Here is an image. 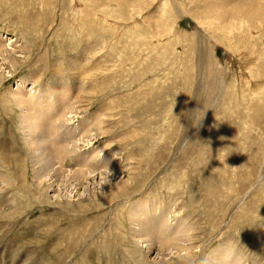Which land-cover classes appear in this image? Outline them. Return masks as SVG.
I'll list each match as a JSON object with an SVG mask.
<instances>
[{
    "label": "rangeland",
    "instance_id": "1",
    "mask_svg": "<svg viewBox=\"0 0 264 264\" xmlns=\"http://www.w3.org/2000/svg\"><path fill=\"white\" fill-rule=\"evenodd\" d=\"M208 1L0 0V154L14 151L23 160L17 172H14L16 165L9 166L10 169L0 166L7 174L2 169L0 172L10 183L6 187L0 182V205H4L11 192L15 205H20L19 210L14 205L1 208L4 217L0 218V264L86 263L88 257L81 249L87 245L96 252L90 256L91 264H138L135 259L123 256L120 244L124 239L111 236L113 229L108 224L124 208L120 215L124 227L121 232L127 239L131 207L142 195L147 197L148 206L152 200L158 201L155 216L168 208L165 215L170 224L182 218L189 224V234L199 239L190 247L200 256L193 264H205L210 251L222 241L221 244L237 249L238 257L243 256L239 264H264V142L259 141L264 138V107L261 113L249 110V104L253 103L247 94L248 88L251 98H258L254 97L255 83L249 82L253 80L261 81L260 95H264V0ZM232 9L238 11L235 16ZM101 13L107 19L105 22L98 18ZM218 15L225 25H235L239 34L245 35L247 31L239 41L243 45L234 37L208 32L207 24L218 20ZM231 38L237 48H229ZM199 48H206L202 60L215 76L202 71L199 74ZM243 49H246L243 56L253 61L245 71L239 60ZM31 72L34 80L22 85V79ZM65 86L70 88L67 92H71L69 98L73 100L63 96L60 89ZM44 89H55L60 95L56 98L57 92L50 93L51 98L47 99ZM19 95L26 97L28 106L36 113L52 101L49 107L57 110L49 116L54 113L63 116L60 119L65 118L63 124L68 127H75L89 117V128L99 135L91 132L90 141L79 144V154L93 149L101 156L112 150L121 169H116L117 174L110 182L99 176L87 180L84 187H88L89 193H84L82 200H77L80 197L76 196V187L68 181L65 186L56 185L60 205L54 203L56 198L47 199L51 194L46 190L43 193L39 181L33 179L31 151H27L29 146L23 142L27 136L20 127L21 110L12 104V97ZM29 96L37 98L41 105L31 106L29 101L32 103L33 98L29 100ZM68 101L72 113H65L66 107L61 105ZM262 103L264 106V100ZM45 129L49 144H53L55 140L47 132L51 129L49 126ZM222 149L231 153L225 163L236 167L234 170L220 164L224 159ZM65 163L67 169L74 167L69 161ZM164 179L173 183L170 189L174 192L164 185ZM117 187L131 197L119 200L121 206L118 203L110 206L107 194ZM134 188L139 192L129 193ZM40 227L50 228L40 230ZM88 227L93 229L80 246L66 245L68 238L79 241L82 234L78 230ZM90 242L97 246L90 247ZM129 246H133L131 240ZM140 247L134 249L138 252ZM158 249L161 246L156 243L150 261L158 256ZM187 251L177 255L174 251L167 252L163 264H180L184 259L177 256L185 257Z\"/></svg>",
    "mask_w": 264,
    "mask_h": 264
},
{
    "label": "bare ground",
    "instance_id": "2",
    "mask_svg": "<svg viewBox=\"0 0 264 264\" xmlns=\"http://www.w3.org/2000/svg\"><path fill=\"white\" fill-rule=\"evenodd\" d=\"M48 1V0H47ZM203 2L204 1H208V0H202ZM209 2V1H208ZM217 3V2H216ZM138 5V4H137ZM215 8V7H214ZM237 8H238V6H237ZM241 7H239L238 8V10H240L241 11V9H240ZM247 8V7H246ZM217 10H218V8H217ZM233 10V9H232ZM83 11V10H82ZM175 11V10H174ZM216 11V10H215ZM177 12V11H176ZM209 12V11H208ZM238 11L237 10H233L232 11V13H233V15L235 16L236 14H234V13H237ZM83 13V12H82ZM84 13H86V11L84 12ZM85 15V14H84ZM217 15V14H216ZM231 15V14H230ZM254 15V14H253ZM85 16H87V15H85ZM250 16H252V15H250ZM263 16V15H262ZM176 17V16H175ZM214 17V16H213ZM212 17V18H213ZM231 17H232V15H231ZM238 17V16H237ZM253 17V16H252ZM98 18H99V20H101L102 22H105L107 19L105 18V16H104V14L103 13H101V15H98ZM216 18V17H215ZM221 18V17H220ZM220 18H219V15H218V20L216 19V21H213L212 20V22L211 23H208L207 24V27H208V32H211L210 30H212V31H215V32H217V35L219 34V35H221V36H223V35H225V36H231L232 38L234 37L235 39V41L236 42H239V41H241V38L243 39L244 38V36L246 35V33H247V31H246V33H245V35L244 34H242L241 32H240V34H239V29H235V25H233L232 24V26H230V25H225L224 24V20H223V22L220 20ZM223 18V17H222ZM82 19V18H81ZM228 19V18H227ZM262 19V18H261ZM232 20V19H231ZM235 20V19H234ZM255 20V19H254ZM78 21V20H77ZM230 21V20H229ZM228 21V22H229ZM85 22V21H84ZM226 22V21H225ZM231 22V21H230ZM229 22V23H230ZM238 22V21H237ZM80 22L78 21V24H79ZM87 23V22H86ZM92 23V22H91ZM202 23V22H201ZM229 23H227V24H229ZM232 23V22H231ZM233 23H235L234 21H233ZM239 23V22H238ZM81 24V23H80ZM96 24V23H95ZM98 24V23H97ZM245 24V25H244ZM243 25L244 26H246V23H244ZM257 24V23H256ZM83 25V24H82ZM125 26L126 25H129V24H124ZM204 25V24H203ZM236 25H239V24H236ZM242 25V24H241ZM242 25V26H243ZM247 25H249L248 23H247ZM76 26V25H75ZM80 26V25H79ZM101 26H102V24H101ZM100 26V27H101ZM84 27V26H83ZM206 27V28H207ZM216 27V28H215ZM238 27V26H237ZM77 28V27H76ZM240 28V30H242L241 29V27H239ZM247 28H248V26H247ZM207 30V29H206ZM249 30H251V29H249ZM81 31V30H80ZM253 31V30H252ZM214 32V33H215ZM213 33V34H214ZM260 33V32H259ZM232 34V35H231ZM240 35V36H239ZM257 35V34H256ZM250 36H251V34H250ZM220 37V36H219ZM237 37V38H236ZM64 38H66V37H64ZM226 38V37H225ZM231 38V39H232ZM87 39V38H86ZM220 39H223V38H220ZM228 39V38H227ZM248 39V38H247ZM247 39H245V40H247ZM88 40V39H87ZM234 40L232 39V41H228V46H229V48H232L236 43L234 42ZM65 41V40H64ZM225 41V40H224ZM223 41V42H224ZM243 41V40H242ZM248 42V41H247ZM250 42V41H249ZM249 42H248V44H249ZM224 43H226V41L224 42ZM235 43V44H234ZM240 43V42H239ZM243 43V42H242ZM242 43H240V45L242 44ZM257 43V42H256ZM247 44V45H248ZM0 45H2V42H1V40H0ZM226 44H224V46H225ZM243 45V44H242ZM227 46V45H226ZM227 46V47H228ZM238 46V45H237ZM237 46H234V47H236L237 48ZM246 46V45H245ZM227 47L225 48V49H227ZM239 47H241V46H239ZM247 48L249 47V46H246ZM251 47V46H250ZM77 49H78V47H77ZM240 49V48H239ZM238 49V50H239ZM1 50V49H0ZM205 50H206V48H205ZM205 50L204 49H201V48H199V51H198V58H200V61H199V74H200V72L202 71V72H207L208 73V75L210 76V77H212V76H215L213 73L214 72H211V73H209V67H206L205 65H204V62H203V56H204V54L206 55V53H205ZM246 49H243V52H241V58H239V60H240V62H241V64H242V66H243V68H244V70L243 71H245V70H248V65L250 66L251 64H252V62L253 61H251V59H248L249 57H244L243 55L244 54H246V53H244V51H245ZM249 50V49H248ZM264 50V49H263ZM81 51H83V48H82V50ZM80 51V52H81ZM87 51H88V49H87ZM207 51V50H206ZM240 51H241V49H240ZM86 52V51H85ZM229 52H231V51H229ZM238 52V51H237ZM250 52H251V49H250ZM87 53V52H86ZM248 53H249V51H248ZM83 54H85L84 52H83ZM81 55H82V53H81ZM238 55H239V53H238ZM237 56V55H236ZM240 56V55H239ZM238 56V57H239ZM70 57V56H69ZM237 57V58H238ZM206 58V57H205ZM209 58V57H208ZM238 60V59H237ZM236 60V61H237ZM238 60V61H239ZM255 60V59H254ZM207 61H208V59H207ZM237 61V62H238ZM18 63V62H17ZM12 64H16V62H13ZM24 64V63H23ZM211 64V63H210ZM207 65V64H206ZM13 66V65H12ZM239 66V65H238ZM240 67H241V65H240ZM240 70V69H239ZM241 73V72H240ZM225 74H223V76H224ZM245 75V74H244ZM258 75V74H257ZM249 77V76H248ZM23 80V82L21 83L22 85L24 84V82L25 81H28V80H34V73H28V75H27V77L26 78H23L22 79ZM264 80V79H263ZM242 81H244V80H242ZM55 82H58V80L56 81L55 80ZM201 82H204L203 83V85H205L206 84V81L205 80H203V81H201ZM249 82H252V83H255V86L253 87L254 89H253V91H254V97H258L257 99H253V98H251L252 96V94H251V92L248 90V88H247V94L249 95V97H250V99H251V101H252V103H253V105H251V104H249V110H250V108H251V110H252V112H254V111H257L258 113L260 112L261 113V110H263L262 109V107H264V106H262V100H264V95H260V93H261V85H259V84H261V81H250L249 80ZM248 82V83H249ZM20 84V87L21 88H23L22 87V85ZM56 84V83H55ZM58 84H60V83H58ZM58 84H57V86H58ZM69 84V83H68ZM223 85L221 86V88H222V91L225 89L224 88V86H225V84L224 83H222ZM247 84V83H246ZM245 84V85H246ZM72 85V84H71ZM249 85V84H248ZM250 85H251V83H250ZM56 86V85H55ZM56 86V87H57ZM238 86V85H237ZM253 86V85H252ZM205 87V86H204ZM45 88V87H44ZM46 88H48V87H46ZM58 88V87H57ZM60 88H61V86H60ZM63 89H60V90H62V94H64L63 96H65V95H67L68 97V99H69V101L70 100H73L71 97V99L69 98V96H70V94L68 93V92H70V91H68L67 92V89H70L69 87H62ZM244 88V87H243ZM246 88V87H245ZM238 89H239V87H238ZM237 90V89H236ZM241 90V92L243 91L242 89H240ZM55 92H57L55 89H50V90H45L44 89V96H45V98H47V99H50L51 98V94H53V95H55L56 93ZM238 92V91H237ZM51 93V94H50ZM71 93V92H70ZM73 93V92H72ZM221 93V92H220ZM69 94V95H68ZM12 95V94H11ZM59 95H60V92H57V95H56V98H58L59 97ZM16 96V95H15ZM12 97V104H14V106L16 107V108H19L21 111V114L19 113V121H20V127L22 128V130L24 131V134L27 136V137H24V135H23V137H24V140H23V142L25 141V144L26 145H28L29 146V150H27V151H31V154H30V156H29V159H30V162L32 163H30L29 161V163H26L25 161V163L26 164H31L32 165V174L34 175V177H33V179L34 178H36V179H34V181H39L38 183H39V185H41L42 186V190H43V193L45 192V190L47 191V193H49V194H51V196H48L47 194H43V195H47L46 197H47V199H52V198H56V200H55V204H61V199H60V197H59V195L56 193V190H55V188H56V185L57 184H59L60 183V185L61 186H65L64 185V183H66L65 181H68V182H70V184L71 185H74V187H76V188H74V191H75V193H76V196H78V197H80V198H78L77 200H82V197H83V194L84 193H89V190H88V187L87 186H85L84 187V184L85 183H88L87 182V180H89V179H97V176H99V177H101V179L102 180H104V179H106V181L107 182H110L111 181V178H112V176H114L115 175V173L117 172L116 171V169L118 170V169H121V168H119L120 166H119V162H117L116 160V157L117 156H115L114 155V152H112V150L111 151H109V152H104L103 154L104 155H101V156H98V154H97V158H96V154H95V152H94V150L93 149H88L89 151H87L86 153H83V154H79V152H78V150H79V144L80 143H85V142H87L88 141V138H89V136H92V135H90V134H92L93 132L92 131H94L93 129L94 128H89V124H90V119H89V117H87L86 119H84V121H82L81 123H79L77 126H75V127H68L66 124H63L64 123V120H65V118H63L64 120H62V119H60V116L58 117V114H53V116H49V114H51V112H53L56 108H54V107H49V103H51V102H49L48 104H44L45 106H42V107H40L42 110L40 111V113H36L34 110H32V108L30 107V106H28V103L26 102V97L25 96H17V97ZM73 96V95H72ZM262 96H263V99L261 100V98H262ZM30 97V99L29 100H31L32 98H33V100H32V103H31V101H29L30 102V104H31V106L34 104L35 106L36 105H41V103H40V101L37 99V98H34V97H31V96H29ZM28 97V98H29ZM241 97V96H240ZM54 98H55V96H54ZM199 99V98H198ZM242 99H244V98H242ZM247 99H249V98H247ZM74 100H75V98H74ZM56 101H57V99H56ZM69 101H68V103H65V104H61L62 105V107L64 106V108L66 109H64V111H65V113H72L71 111H73V108H70V107H72L71 105V103H69ZM44 102V101H43ZM55 102V101H54ZM241 102H243V101H241ZM205 103V102H204ZM6 104V103H5ZM8 104V103H7ZM244 104V103H243ZM52 106V105H51ZM29 107V108H28ZM31 108V109H30ZM44 108V109H43ZM196 108H197V106H196ZM198 108H199V106H198ZM24 109V110H23ZM57 110V109H56ZM248 110V109H247ZM63 111V112H64ZM197 111V114H199V110L197 109L196 110ZM60 112V111H59ZM62 112V111H61ZM63 114V113H62ZM95 114V113H94ZM64 115H66V114H64ZM194 115H195V112H194ZM67 116V115H66ZM95 116H98V115H96L95 114ZM61 117H63V116H61ZM98 117H96V119H97ZM18 121V122H19ZM98 124H102V121L101 120H98ZM19 126V125H18ZM47 126H49V128L51 129V132H49V131H47L48 133H51V135L53 136V139L55 140L54 142H53V144H49V141H48V139H47V136H46V129L45 128H47ZM49 129V130H50ZM263 129V128H262ZM99 130V129H98ZM101 130V129H100ZM9 131V130H8ZM77 131V132H76ZM92 132V133H91ZM99 132V131H98ZM95 133H97V130H96V132ZM95 133H93V135L95 134ZM106 134V132L105 131H102V134ZM98 134V133H97ZM259 134V133H258ZM7 135V134H6ZM99 135V134H98ZM4 137V136H3ZM49 137H51V136H49ZM98 137V136H97ZM96 137V138H97ZM259 137V136H258ZM100 138V137H99ZM23 139V138H22ZM21 139V140H22ZM51 139V138H50ZM49 139V140H50ZM52 139V140H53ZM103 139V138H102ZM263 139L264 138H260L259 139V141H261L260 142V144H263ZM10 140V139H9ZM98 140V139H97ZM90 141V140H89ZM88 141V142H89ZM4 142V141H3ZM15 144V143H14ZM24 144V145H25ZM256 144V143H255ZM84 146V145H83ZM261 146V145H260ZM14 147V146H13ZM81 147V146H80ZM11 149V148H10ZM1 150V149H0ZM6 150V149H5ZM9 150V149H8ZM104 150V149H103ZM115 150V149H114ZM13 151V150H12ZM14 152V151H13ZM13 152H9L8 154H6V153H3L2 155L0 154V166L1 165H3V168L4 169H8L9 168V166H17L16 167V171H14V172H17L18 170H20V165H22V164H20L21 162L23 163V160H22V158L20 157L19 158V156L18 155H16L15 156V154L13 153ZM99 152H101V151H99ZM13 153V154H12ZM116 153V155H118L117 154V151L115 152ZM133 153V152H132ZM135 153V152H134ZM132 155V154H131ZM127 156V155H126ZM126 156H125V158H126ZM132 158L134 157L133 155L131 156ZM130 157V158H131ZM124 158V159H125ZM128 158H126V160H127ZM22 160V161H21ZM92 160H93V162H92ZM66 161H69L70 162V164L71 165H73L74 167V169L72 168H69V169H67L66 167H65V165H66ZM9 162H11L10 163V165H9ZM247 162V161H246ZM250 163V162H249ZM70 165V166H71ZM23 166V165H22ZM26 166V165H25ZM241 166V165H240ZM245 166V165H244ZM28 167V166H27ZM12 168V167H11ZM0 169H2V168H0ZM10 169V168H9ZM22 169V168H21ZM3 170V169H2ZM14 170H15V168H14ZM4 171V170H3ZM5 172V171H4ZM4 172H0V182L2 183V184H4L6 187L10 184L9 183V180H6V176H4L5 174H3ZM27 172H28V170H27ZM26 172V173H27ZM6 173V172H5ZM7 174V173H6ZM64 174H66V175H64ZM117 174V173H116ZM178 175V174H177ZM259 175V174H258ZM26 176H28V175H26ZM61 176H63V177H61ZM104 176V177H103ZM121 176V175H120ZM166 177V176H165ZM176 177V176H175ZM182 177V176H181ZM30 178H32V177H30ZM28 179V178H27ZM32 179V180H33ZM109 179V180H108ZM128 179L130 180V182L132 181V179H131V177H128ZM167 179V178H166ZM263 179V178H262ZM165 180V179H164ZM16 181V180H15ZM169 181V180H168ZM165 184L164 185H166L169 189H170V187H171V185H173V183H168L166 180H165ZM172 182V181H171ZM173 182H174V180H173ZM13 183V182H12ZM28 183V182H27ZM33 183V182H32ZM258 183V182H257ZM36 184V183H35ZM103 184V183H102ZM126 184H129V183H126ZM25 185H26V183H25ZM28 185V184H27ZM29 185H31V184H29ZM28 185V186H29ZM38 185V186H39ZM124 186V185H123ZM128 186V185H127ZM127 186L125 187V188H127ZM27 187V186H26ZM33 187H35L34 185L31 187V188H29V189H32ZM60 187V186H59ZM175 187H177V186H175ZM174 187V189H176ZM9 188H11V186H9ZM16 188H18V187H16ZM23 188V187H22ZM71 188H73V187H71ZM129 188V187H128ZM142 188V187H141ZM140 188V189H141ZM27 189H28V187L25 189L26 191H27ZM61 189V188H60ZM97 189V188H96ZM169 189H165V191L166 190H168L169 191ZM11 190V189H10ZM9 189L7 190V191H10ZM23 190H24V188H23ZM70 190V189H69ZM92 190V189H91ZM118 187H117V189L116 190H114V189H112L111 190V193L110 194H107L108 195V197H109V205L110 206H112V205H114V204H117L118 202H119V200H128V199H130V197L131 196H129V194L127 195V196H129V197H126V194L125 193H123L122 191H121V188L118 190ZM134 190H136V193L137 192H139L138 191V188H134L133 190L131 189V190H129V193H131V194H133L134 193ZM171 191H173L174 192V190H172V189H170ZM60 191V190H59ZM78 191V192H77ZM79 191H82V192H79ZM151 191H153V190H151ZM32 192V190L30 191V193ZM42 192V191H41ZM115 192H117V193H115ZM121 192V193H120ZM143 192V191H142ZM29 193V192H28ZM46 193V192H45ZM61 193V192H60ZM177 193V192H176ZM175 193V194H176ZM17 194H19V193H17ZM16 194V195H17ZM21 194V193H20ZM41 194V193H40ZM120 194V195H119ZM140 195H141V193H139ZM161 194V193H160ZM6 195V194H5ZM32 195V194H31ZM65 195V194H64ZM138 195V194H137ZM177 195V194H176ZM26 197L25 198H27V195H25ZM33 196V195H32ZM75 196V195H74ZM174 196V195H173ZM0 197H2V196H0ZM31 197V196H30ZM35 197V196H34ZM37 197V196H36ZM35 197V198H36ZM121 197V198H120ZM123 197H125V198H123ZM145 197V198H144ZM33 197H31V199H32ZM42 198V197H41ZM62 198V197H61ZM151 198V197H150ZM6 200H5V202H4V205H0V218H3L4 216L1 214L2 212H1V210L3 211V209H1V208H3V207H9L10 205H14L15 206V209H17V210H19V206L16 204L15 205V195L11 192V193H9V195L5 198ZM60 199V200H59ZM106 199H108V198H106ZM113 199H118L117 201H113ZM154 199V198H153ZM169 199V198H168ZM17 200V199H16ZM45 200V199H44ZM96 200V199H95ZM146 200H148L147 199V197L145 196V195H142V197H141V199L140 200H138L136 203H134L133 204V206L131 207V212H132V214L130 215V218L128 219V221H131V226L129 225V224H126V225H129V228H128V234H127V236H128V238L126 239V235H124L125 233H122L121 232V229H122V231H124V227L121 225V223H122V220H123V216H122V218H121V216L120 215H122L123 214V211H124V208H121L120 209V213H117V214H114L112 217H114V221H112L111 219H110V222H109V224L108 225H110V227H111V229H113V231H111L110 232V235L112 236V234L114 235V238L115 239H117V238H119V237H121V238H123L124 239V241H123V243L122 244H120V245H122L121 247H122V253H123V256H125V255H127V257L126 258H128V260H132V259H135L136 260V262L138 263V264H163V261H164V258H166L167 257V252H172V251H174V253H175V255H177V254H181L182 252L184 253V252H186L187 250H189V251H187V253L185 254V257H180V256H177L179 259L180 258H183L184 259V261H182L180 264H193L194 263V261H195V263L197 262V260H199L200 259V256H199V254H195V253H193L192 252V250H190V247H191V243H193V242H196V241H198L199 239H198V237L196 236V235H194L193 233H191V234H189V229H191V228H189L190 226H189V224L185 221V220H183V218L182 219H179V221H176V223L174 224V223H171L170 224V219L168 218H166V215H165V213L168 211V208H163L162 209V211H159L160 212V216L158 217V216H155V214H156V205L158 204V201L157 200H152L151 201V203H150V206H148L146 203H148V202H146ZM3 201V200H2ZM22 201H24V200H22ZM30 201V200H29ZM160 201V200H159ZM18 202V201H17ZM20 202V201H19ZM18 202V203H19ZM169 202V201H168ZM172 202V201H171ZM38 203V202H37ZM36 203V204H37ZM82 203H84V202H82ZM82 203H80L79 202V205L80 204H82ZM98 203H99V201H98ZM101 203V202H100ZM170 203V202H169ZM2 204V203H1ZM62 204H66V205H69V206H71L70 205V203H62ZM102 204H104L103 202H102ZM119 204V203H118ZM160 204V203H159ZM79 205H78V207H79ZM120 205V204H119ZM121 205H122V203H121ZM120 205V206H121ZM24 206V205H23ZM89 206V205H88ZM90 206H91V204H90ZM97 206V205H96ZM11 207V206H10ZM25 207V206H24ZM23 207V208H24ZM84 207V206H83ZM115 207V206H114ZM113 207V208H114ZM128 207V206H127ZM12 208H14L13 206H12ZM21 208H22V206H21ZM43 208V207H42ZM82 208V207H81ZM85 208V207H84ZM88 208V207H87ZM87 208H85V209H87ZM112 208V207H111ZM26 209H27V205H26ZM40 209V208H39ZM44 209V208H43ZM116 209V208H115ZM114 209V210H115ZM127 209V208H126ZM13 210V209H12ZM45 210V209H44ZM55 210V209H54ZM154 210H156L155 211V214H154ZM172 210V209H171ZM7 211V210H6ZM20 211H22L21 209H20ZM20 211H19V214H20ZM74 211V210H73ZM10 212V211H9ZM15 212V211H14ZM13 212V213H14ZM43 212V211H42ZM69 212V211H68ZM170 212V211H169ZM17 213V212H16ZM70 213V212H69ZM163 213V214H162ZM171 213V212H170ZM169 213V214H170ZM9 215H10V213H8ZM76 214V213H75ZM108 214H110V213H108ZM180 214V213H179ZM17 215V214H16ZM15 215V216H16ZM28 215V214H27ZM69 215V214H68ZM158 215V214H157ZM3 216V217H2ZM7 216V215H6ZM12 216H14V215H12ZM21 216V215H20ZM24 216H26L25 214H24ZM105 216V215H104ZM175 216V215H174ZM21 217H23V214H22V216ZM20 217V218H21ZM75 217V216H74ZM169 217V216H168ZM6 218V217H5ZM24 218V217H23ZM51 218V217H50ZM26 219V218H25ZM4 220V219H3ZM13 220V219H12ZM69 220H70V218H69ZM109 220V219H108ZM10 221V220H9ZM8 221V222H9ZM22 221V220H21ZM26 221V220H25ZM48 221V220H47ZM72 221V220H71ZM70 221V222H71ZM117 221H120V223H118ZM17 223H18V221H17ZM24 223H26V222H24ZM94 223V222H93ZM11 224H13V223H11ZM10 224V225H11ZM54 224V223H53ZM172 224L174 225V226H172ZM47 225V224H46ZM48 225H50V227H51V223H49ZM50 227H48V228H43V227H40V230H47V229H49ZM110 227H108V228H110ZM122 227V228H121ZM127 227V226H126ZM52 228V227H51ZM118 228V230H116ZM93 229V228H92ZM90 227H88V229H85V230H78V231H80L81 232V236L79 235V241H75L74 239H70V238H68V241H67V243H66V245L68 246V247H75V244L77 245V246H80V244L83 242L82 241V239H84V236H88L89 235V232L92 230ZM114 231H117L118 233H116L115 234V232ZM94 232V231H93ZM96 232V231H95ZM85 237V238H86ZM88 238V237H87ZM108 238H110L109 236H108ZM222 238V237H221ZM218 239H220V238H218ZM224 240H225V238H223ZM130 240L132 241V243H133V246H129V242H130ZM82 241V242H81ZM110 241V243H111V239L109 240ZM81 242V243H80ZM88 242V241H87ZM95 242V241H94ZM106 242H107V240H106ZM113 242V241H112ZM223 242V241H222ZM222 242H220V243H217V245L215 246V248L214 249H212L211 251H210V254L208 255V257H207V260H206V263H208V264H239V261L243 258V256L241 255V256H237V253H238V250L237 249H235L232 245L230 246V245H227L225 242V244H221ZM54 243V242H53ZM85 243V242H84ZM91 244H90V247H95V246H97V245H95V243L92 245V242H90ZM156 243L157 244H160V246H161V250L159 251V249H158V251H157V255L158 256H156L155 258H153L151 261L149 260L150 259V256H151V254H153V252H154V250H153V248H154V246L156 245ZM187 243H188V245H187ZM56 244V246L57 245H59V244H57V243H55ZM87 244H89V242L87 243ZM142 244V248L140 247V245ZM181 244V245H180ZM182 244H186V245H182ZM51 245V244H50ZM53 245V244H52ZM51 245V246H52ZM84 245V244H83ZM116 245H118L117 243H116ZM54 246V245H53ZM55 246V247H56ZM60 246V245H59ZM85 246V245H84ZM134 246H137V247H140L139 249H140V251H138L137 252V248H135L134 249ZM3 247H5V246H3ZM62 247V246H61ZM89 245H87V247H84V250L83 249H81V251L84 253V255H87V261L88 262H84V263H82L81 262V264H91V262L89 261V259H90V256L91 257H93L95 254H94V252L95 251H93V250H90L89 248ZM131 247V252L129 251V248ZM83 248V247H82ZM102 249H105V248H103V247H101ZM57 248H54L53 250H56ZM5 250V249H4ZM58 250V249H57ZM61 250V249H60ZM72 250V249H71ZM71 250H69V251H71ZM74 250V249H73ZM72 250V251H73ZM76 250H78V249H76ZM80 250V249H79ZM100 250V249H99ZM106 250V249H105ZM48 251H49V249H48ZM52 251V250H51ZM115 251V250H114ZM77 252V251H76ZM79 252V251H78ZM81 252V253H82ZM103 252H104V250H103ZM102 252V253H103ZM111 252V250H108V253H110ZM120 252V251H119ZM135 252H137L138 254H135ZM158 252H161V256L159 255V253ZM4 253V252H3ZM3 253H2V255H3ZM96 253V252H95ZM59 255V254H58ZM57 256V255H56ZM62 256V255H61ZM101 256H103V255H101ZM110 256V255H109ZM198 256V258L195 260L194 258L195 257H197ZM66 257V256H65ZM106 257V256H105ZM1 258V257H0ZM80 258V257H79ZM81 258H82V256H81ZM83 258H85V257H83ZM102 258V257H101ZM104 258V257H103ZM108 259V257H106V260ZM111 259V258H110ZM86 259H84V261H85ZM95 260V259H94ZM102 260V259H101ZM105 260V259H104ZM185 260H187L186 262H185ZM202 260V259H201ZM58 261V260H57ZM55 262H56V260H55ZM185 262V263H184ZM73 263H75V262H73ZM100 263V262H99ZM198 263H199V261H198ZM202 263V262H201ZM205 263V264H206ZM108 264H110V263H108ZM131 264H133V263H131ZM134 264H135V262H134ZM167 264H169V263H167Z\"/></svg>",
    "mask_w": 264,
    "mask_h": 264
},
{
    "label": "clouds",
    "instance_id": "3",
    "mask_svg": "<svg viewBox=\"0 0 264 264\" xmlns=\"http://www.w3.org/2000/svg\"><path fill=\"white\" fill-rule=\"evenodd\" d=\"M188 142H189V141L186 140V141H185V144H187ZM229 154H231V153H229L228 151H226V150H224V149L221 150V155L224 156V159H223L222 161H220V164H222L224 167L231 168V169L234 170L236 167H230V166H228V165L225 163L226 157H227ZM240 154H244L243 151H241Z\"/></svg>",
    "mask_w": 264,
    "mask_h": 264
}]
</instances>
